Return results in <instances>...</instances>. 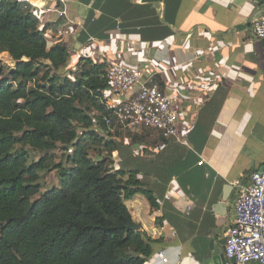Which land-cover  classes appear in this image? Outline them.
<instances>
[{
  "label": "crops",
  "instance_id": "1",
  "mask_svg": "<svg viewBox=\"0 0 264 264\" xmlns=\"http://www.w3.org/2000/svg\"><path fill=\"white\" fill-rule=\"evenodd\" d=\"M29 3L43 16L49 44L66 46L73 65L82 57L137 67L177 115L175 138L149 147L118 140L112 151L114 168L137 171L156 199V209L141 193L124 201L131 221L158 241L146 264H213L215 253L224 256L236 194L264 167V44L253 33L262 2ZM110 21L120 28L106 31ZM89 27L107 38L83 41Z\"/></svg>",
  "mask_w": 264,
  "mask_h": 264
},
{
  "label": "trees",
  "instance_id": "2",
  "mask_svg": "<svg viewBox=\"0 0 264 264\" xmlns=\"http://www.w3.org/2000/svg\"><path fill=\"white\" fill-rule=\"evenodd\" d=\"M42 17L27 2L0 0V53L17 63L0 80V264H146L158 241L126 230L124 201L141 193L156 209V199L137 171L113 168L111 154L121 133L138 145L150 137L126 132L112 117L106 125L107 66L82 57L73 65L66 46L49 44ZM86 32L85 42L107 38ZM26 147L67 152L59 187L37 199L51 158L28 165ZM94 147H101L96 159Z\"/></svg>",
  "mask_w": 264,
  "mask_h": 264
},
{
  "label": "built area",
  "instance_id": "3",
  "mask_svg": "<svg viewBox=\"0 0 264 264\" xmlns=\"http://www.w3.org/2000/svg\"><path fill=\"white\" fill-rule=\"evenodd\" d=\"M258 1L262 2L261 12L253 33L256 39L264 40V0ZM261 78L264 84V70ZM106 79L108 88L100 92L110 112L104 117L106 125L114 118L126 132L137 136L156 133L162 142L177 136V115L152 77L144 78L137 67L113 62L107 66ZM164 146L160 143L159 148ZM249 180L250 184L236 194L233 223L225 236L224 257L232 264H264V167L253 172Z\"/></svg>",
  "mask_w": 264,
  "mask_h": 264
},
{
  "label": "rangeland",
  "instance_id": "4",
  "mask_svg": "<svg viewBox=\"0 0 264 264\" xmlns=\"http://www.w3.org/2000/svg\"><path fill=\"white\" fill-rule=\"evenodd\" d=\"M30 1V0H28ZM6 55V56H5ZM15 65L10 58V56L6 53H0V68L3 70L2 75L0 76V80L4 77H8L7 73L8 71L14 69ZM73 70V69H72ZM78 70L74 69L73 72H77ZM126 133H121L120 137L118 138L119 141H123L126 137ZM105 139H108V136L104 135ZM155 137L152 136L151 139H146L145 146H154L153 142H151ZM16 149H20V147H16ZM27 151V159H28V165H30L33 162H37L40 159H42L45 155H49L51 158V161L47 162L48 168L46 170H43L39 173V180L38 185L41 187L39 194L34 197V199H37L39 195L43 194L46 191H49L53 188L59 187V174L58 170L62 168H67L69 165L66 162L67 152L62 149V147H58V149L48 152H36L34 150H31L29 147L25 148ZM101 147H94L93 151L90 153L91 158L96 159V155L100 152ZM114 155L111 154V161L113 164V168L115 167V160L113 159Z\"/></svg>",
  "mask_w": 264,
  "mask_h": 264
},
{
  "label": "water",
  "instance_id": "5",
  "mask_svg": "<svg viewBox=\"0 0 264 264\" xmlns=\"http://www.w3.org/2000/svg\"><path fill=\"white\" fill-rule=\"evenodd\" d=\"M264 44V40H261ZM13 61V60H12ZM14 65L16 66V62L13 61ZM140 229L139 225L136 224L133 221H127L126 230L127 231H138ZM215 257L212 258L213 264H232L233 261L230 260L229 262L225 260L224 256L222 254H214ZM205 264H208V260L205 261Z\"/></svg>",
  "mask_w": 264,
  "mask_h": 264
},
{
  "label": "bare ground",
  "instance_id": "6",
  "mask_svg": "<svg viewBox=\"0 0 264 264\" xmlns=\"http://www.w3.org/2000/svg\"><path fill=\"white\" fill-rule=\"evenodd\" d=\"M6 56V55H5Z\"/></svg>",
  "mask_w": 264,
  "mask_h": 264
}]
</instances>
